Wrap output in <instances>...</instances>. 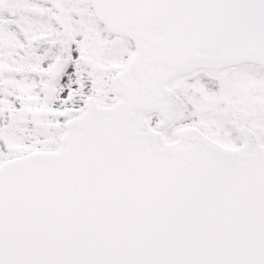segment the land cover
I'll return each mask as SVG.
<instances>
[{
  "label": "snow or ice",
  "instance_id": "obj_1",
  "mask_svg": "<svg viewBox=\"0 0 264 264\" xmlns=\"http://www.w3.org/2000/svg\"><path fill=\"white\" fill-rule=\"evenodd\" d=\"M0 264H264V0H0Z\"/></svg>",
  "mask_w": 264,
  "mask_h": 264
}]
</instances>
